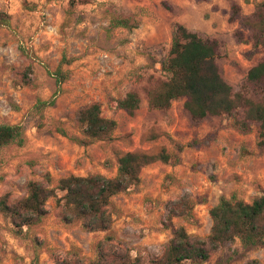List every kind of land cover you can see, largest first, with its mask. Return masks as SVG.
Instances as JSON below:
<instances>
[{"label":"rangeland","instance_id":"1","mask_svg":"<svg viewBox=\"0 0 264 264\" xmlns=\"http://www.w3.org/2000/svg\"><path fill=\"white\" fill-rule=\"evenodd\" d=\"M262 0H0V125H20L24 144L0 150V198L12 204L27 196L28 183L56 188L60 179L101 175L113 178L117 160L128 152L157 155L140 181L110 199L107 231L88 232L80 220H64L56 190L46 216L16 233L0 213V264H57L96 259L104 251H128L142 264L159 258L172 231L171 204L185 198L193 222L171 218L173 227L206 239L209 211L221 198L246 203L264 196V139L260 125L232 116L192 122L183 100L168 110L148 107V92L167 79L162 70L176 24L201 38L217 40V65L233 93L264 103V86L246 83L264 60L246 19ZM239 6L232 17L231 5ZM118 22H126L127 27ZM60 70L64 82L56 85ZM129 92L140 105L131 113L110 104ZM53 101V105L40 103ZM116 127L103 140L81 131L78 114L91 104ZM172 208V207H171ZM264 264V246L247 250L239 240L220 246L202 264Z\"/></svg>","mask_w":264,"mask_h":264},{"label":"trees","instance_id":"2","mask_svg":"<svg viewBox=\"0 0 264 264\" xmlns=\"http://www.w3.org/2000/svg\"><path fill=\"white\" fill-rule=\"evenodd\" d=\"M232 17L238 12V6L231 5ZM252 29L255 46H264V1L255 5L254 11L246 19ZM127 27L126 22H118ZM219 44L215 39L201 38L181 24H176L171 39L167 60L162 70L167 79L161 81L148 92V107L154 110H168L177 100H183V108L192 122L206 117L232 116L238 109L244 110V120L240 124L247 131L246 122L260 125L259 136L264 139V103L252 101L242 93H233L229 84L222 78L217 58ZM56 85L64 82L65 76L57 70L54 74ZM246 83L264 86V60L249 69ZM53 101L40 103L53 105ZM140 105V98L129 92L121 100L110 106L131 113ZM82 134L90 140H103L110 136L116 127L114 120L101 116L100 106L91 104L78 114ZM25 138L20 125H0V150L9 145L22 146ZM171 157L162 150L157 155L142 152H128L117 160V171L113 178L101 175L86 177L69 176L60 179L56 188H47L37 182L28 183L27 196L8 203L7 195L0 198V213L10 219L16 233L24 227L39 223L47 214L45 204L56 197V190L64 193L57 204L63 208L64 220L73 219L82 222V228L88 232L107 231L111 225V215L107 211L110 199L127 191L140 181V172L145 166L161 161L170 162ZM172 207V208H171ZM169 207L167 220L163 223L171 229L172 237L165 245L159 258L149 260L147 264H202L210 254L220 246L239 240L242 248L258 249L264 246V196L250 203L221 198L209 211L212 221L210 234L206 239L190 236L182 227H173L171 218L185 216L193 222L191 205L183 198ZM98 243L96 259L84 262L82 259L62 260L57 264H142L139 259L132 260L128 251H104ZM33 264H38L35 260ZM250 264H257L253 261Z\"/></svg>","mask_w":264,"mask_h":264},{"label":"crops","instance_id":"3","mask_svg":"<svg viewBox=\"0 0 264 264\" xmlns=\"http://www.w3.org/2000/svg\"><path fill=\"white\" fill-rule=\"evenodd\" d=\"M196 1H200V0H196ZM262 1H264V0H262ZM262 1H260V2H262ZM260 2H258V3H260ZM258 3H257V4H258ZM234 5H236V4H234ZM255 5H256V4H255ZM255 5H254V8H255ZM236 6H237V5H236ZM238 8H239V6H238ZM239 9H240V8H239ZM253 11H254V9H253ZM253 11H252V12H253ZM252 12H251V13H252ZM251 13L249 14V16L251 15ZM249 16H248V17H249ZM248 17H247V18H248ZM178 24H179V23H178ZM181 25H182V24H181ZM183 26H184V25H183ZM187 29H188V28H187ZM188 30H189V29H188ZM190 31H191V30H190ZM192 32H193V31H192Z\"/></svg>","mask_w":264,"mask_h":264}]
</instances>
